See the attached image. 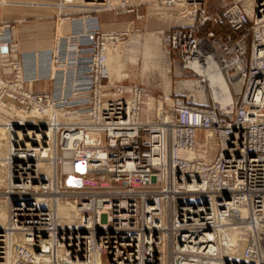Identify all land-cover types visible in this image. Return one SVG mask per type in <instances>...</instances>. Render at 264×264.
I'll return each instance as SVG.
<instances>
[{"label":"built area","instance_id":"built-area-1","mask_svg":"<svg viewBox=\"0 0 264 264\" xmlns=\"http://www.w3.org/2000/svg\"><path fill=\"white\" fill-rule=\"evenodd\" d=\"M154 1L196 11L165 35L180 77L221 57L244 77L235 102L170 94L150 109L145 86L109 73L107 52L129 32L93 14L66 16L70 34L41 52L18 51L2 24L0 119L17 134L2 159L0 264H264V0H220L213 14L207 0ZM139 8L122 0L116 14L144 20ZM209 23L230 32L202 35ZM235 245L239 258L226 252Z\"/></svg>","mask_w":264,"mask_h":264},{"label":"rangeland","instance_id":"rangeland-1","mask_svg":"<svg viewBox=\"0 0 264 264\" xmlns=\"http://www.w3.org/2000/svg\"><path fill=\"white\" fill-rule=\"evenodd\" d=\"M62 1H63L62 5L60 3V6L62 8V13L64 14V16L61 17L60 19H58V21L55 20L54 24L52 23L51 29H49L51 22L39 21V22L35 23L34 25L30 24V26H27V28L24 25V26L20 27V29L18 27L15 30L17 33L18 42H19V40L21 42V44H19L18 48L20 47V45H22V46L25 45V46L30 47V50H35V51L36 50L45 51V50L53 49L55 46L54 42L48 43V42H46V40H44L45 42L42 45L38 46L37 48H35L34 44L28 43V42H31L32 39H36V37L38 40L45 39V36L50 34V33L52 34L53 31L55 30L53 28H56V27H57L58 33L62 35L65 27L69 26V23H66L64 21L66 16L70 17V18H80V17L88 16L89 15L88 12H91V14H93L99 18L100 24L102 25V28L105 31H107V32L128 31L129 37L125 41H123L124 44H127L131 41L132 38H134L138 35L145 36V35H148L149 33L163 32L164 36H165L167 31L169 29H171L172 27L190 25L192 23L191 14L194 15V12L191 11L190 9H187L186 7H183V8L182 7H171V8L161 7L160 5L156 4L154 0H139V1L133 2V4L140 6L139 13L145 15V19L144 20H138L136 18L135 14H119V15H117L116 9L111 10L113 8H117L120 5V2L122 0H111L112 6L110 8L101 9V10H93V11H86L85 9H83V4L85 3V0H77V1L76 0L75 1H73V0H62ZM98 1H100V0H98ZM101 2H103V1L101 0ZM207 2H208L207 8H208V12L210 14L215 13L221 7L220 0H207ZM133 4H131V5H133ZM177 6H180V5H177ZM95 11H97V12H95ZM132 23H134V26ZM126 25L127 26L129 25L130 27H126ZM111 27L112 28L117 27L119 29L124 28V29L113 30V29H111ZM33 28H34V31L37 32V35H33L35 33V32H32ZM26 29H28L29 31L26 32ZM209 30H213L215 32V34H217V35H223V34H227L230 32V29L228 27L214 26L212 23H209L202 29L201 34L205 35ZM23 32H24V34H23ZM32 36H34V38H32ZM237 36H239V34L235 35V37H237ZM25 43H27V44H25ZM123 43H121V44H123ZM164 43H165V40H164ZM164 47H165V50L167 51L165 44H164ZM19 51L22 53L26 52L24 50H21L20 48H19ZM35 51H32V52H35ZM170 62H171V60H170ZM1 64H2V62L0 59V74H2V72H3V67ZM167 67H168V65H167ZM169 67L170 68L168 69L169 70L168 76L171 78L172 85H173V88H172V91L170 94L190 95L191 99H194L195 95H193V93H191L186 87L181 85V83L183 81H193V80H197V79H201V78L197 77L194 72H193L194 76L192 75L193 74L192 73L189 77L181 78L180 75H182L183 72L178 73L177 68L175 69V67L172 65H169ZM128 69L129 70L126 71V74H129V76L125 77L124 80L122 81L125 85H131V84L137 83V84H141V85L145 86L149 92V95H150L149 98H151V99H153L152 97L167 95V93H165V91H166V87H165L166 75H164V73L156 71L153 73H148L146 75H143L141 72V69L139 67L129 66ZM231 76H233V75H231ZM237 79H235L233 81H236ZM36 89H38L37 86H36ZM230 90H231V93L233 95V100H235V95H236V93H238L237 91L239 90V88L234 89V87L230 83ZM209 95H210V93H209ZM222 97L219 100H222ZM149 98L146 101L147 105L149 102ZM153 101H154V106H153V108H154L155 107V100L153 99ZM194 101L197 103H201V104H216L217 105V102H216L217 100H214L212 95L209 97L208 103L207 102L204 103V102H201L200 100H195V99H194ZM217 107H220V106L217 105ZM1 123L2 122H0V124ZM5 153H6V151H5ZM2 156L3 155H0V157H2ZM3 158H0V161H2ZM4 168H5V165H4ZM5 173H6V170H3V172L0 173V184H2V182L5 179ZM3 190H4V188H2V186L0 185V201H2V199H3V196H2ZM106 259H107L106 256H104V260H106Z\"/></svg>","mask_w":264,"mask_h":264},{"label":"bare ground","instance_id":"bare-ground-1","mask_svg":"<svg viewBox=\"0 0 264 264\" xmlns=\"http://www.w3.org/2000/svg\"><path fill=\"white\" fill-rule=\"evenodd\" d=\"M104 3L106 0H102ZM101 0H85L86 4L93 5L95 7H98L102 5ZM174 7H186L187 9H190L194 12V15L192 16V25L195 23L196 20V11L195 9L189 8L186 5H180V6H174ZM89 16H84L80 18H76L79 21H82L83 19V25H86V19H90L92 16L91 13H89ZM69 35V34H68ZM164 40L165 36L163 32H156V33H149L148 35L142 36L138 35L131 39V41L127 44H119L111 46L110 49L107 52V64L110 76L112 78V81L114 82H122L125 77H128L129 74H126V71H128L129 66L133 67H139L141 69V72L143 75H146L148 73L153 72H162L164 75H166L165 80V87L167 95H170L173 85L172 80L168 76L169 73V65H171L170 62V56L169 53L165 50L164 47ZM55 47L53 49H56L57 47H60V44L58 41H54ZM50 49V50H53ZM7 48L0 47V52H6ZM49 50V51H50ZM221 57L218 58V60H213L212 62H209L205 66H201L198 64H192L191 67L193 69V72L195 75L201 79L193 80V81H183L181 85L186 87L193 95H195V100H200L201 102L208 103L209 97L212 95L214 100H217V105L220 106L222 109L229 108L235 100H233V95L230 90V83L235 88H239L237 91L238 93L241 91L243 86L244 77L237 76L231 77L228 74L227 69L222 67L221 65ZM168 65V67H167ZM183 68L177 66L178 73H182ZM238 78V79H237ZM237 79L236 81H233ZM210 93V95H209ZM237 94V93H236ZM150 95L146 97V101L148 100ZM223 96V97H222ZM222 97V100H219ZM145 101L146 105L147 102ZM148 106L150 109L154 106L153 99L149 98ZM155 107H156V101H155ZM0 121H5L4 118H1ZM3 123L0 124V155H3L0 158H3L7 155V153L10 150V146L12 148V138L11 134H17V132H11V134H8V129ZM6 139V140H5ZM15 146L18 148L22 147V144H20L19 139H17ZM6 151V153H5ZM2 163V164H1ZM4 162L0 161V173L3 172V170H6L4 168ZM44 169L49 171L50 165L45 164L43 165ZM6 176V173H5ZM59 213L61 216H63L66 219H73L75 217L74 209L69 204H60L59 205ZM8 221V207L5 203L0 201V229L6 228ZM235 250H226V252L234 257L239 258L241 254V248L237 247L236 245L233 247Z\"/></svg>","mask_w":264,"mask_h":264},{"label":"crops","instance_id":"crops-1","mask_svg":"<svg viewBox=\"0 0 264 264\" xmlns=\"http://www.w3.org/2000/svg\"><path fill=\"white\" fill-rule=\"evenodd\" d=\"M75 1V0H73ZM77 1V0H76ZM139 0H128L127 2L129 4H133V2H136ZM62 0H0V27L1 24H9L10 27L12 28V31L16 37L18 46L19 44H21L20 40L18 42V37H17V33H16V29L22 26H30L34 25L35 23L39 22V21H46V22H51V25L49 26V29L52 28V23L54 24V21H58V19H60L61 17L64 16V14L62 13V8L60 6V3L62 5ZM112 6L111 4V0H106V2H102V5L95 7L93 5L90 4H83V9H85L86 11H93V10H101V9H108ZM116 8H113L111 10H114ZM97 12V11H95ZM94 12V13H95ZM86 13V12H85ZM91 13V12H88ZM90 15V14H89ZM88 15V16H89ZM92 17V16H90ZM64 21L66 23H69V26L71 27L72 23L71 21H67L64 19ZM56 23V22H55ZM28 24V25H27ZM134 26V23H132ZM67 26L65 27V29L63 30V34L62 35H68L71 32V28ZM126 27H130L129 25ZM29 29V28H28ZM28 29H26V32L29 31ZM55 29L53 31V33L48 34L45 36V39H40L38 40L37 37L36 39H32L31 42L28 43H32L35 45V48H37L38 46L42 45L46 40V42L48 43H53L55 41V35L59 34L57 31V27L53 28ZM113 30H122L119 29L117 27L112 28ZM34 28H33V31ZM31 32V33H32ZM24 34V32H23ZM33 35H37V32H35ZM32 38H34V36H32ZM27 44V43H25ZM42 47V46H41ZM55 47V46H54ZM21 50H24L26 52H32L35 50H30V47L28 46H22L20 45L19 47ZM18 48V51H19ZM41 52L43 50H36L35 52ZM45 51H49V50H45ZM38 89H42V88H48V85H43L41 87L37 86Z\"/></svg>","mask_w":264,"mask_h":264}]
</instances>
